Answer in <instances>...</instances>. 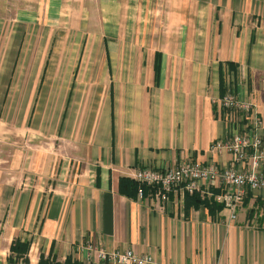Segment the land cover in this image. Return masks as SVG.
I'll return each instance as SVG.
<instances>
[{
    "label": "crops",
    "instance_id": "obj_1",
    "mask_svg": "<svg viewBox=\"0 0 264 264\" xmlns=\"http://www.w3.org/2000/svg\"><path fill=\"white\" fill-rule=\"evenodd\" d=\"M12 1L28 9L12 18L16 23L62 22V0ZM150 12L137 19L147 30L131 37L146 46L100 49L109 57L127 52L129 59L87 67L96 75L85 77L81 69L75 79L74 67L72 80L40 78L36 59L23 63V42L11 48L0 104L58 98L65 106L52 143L35 150L38 162L28 176L14 186L0 180V264H25L11 254L15 238L29 241L27 264H124L102 259L98 248L151 254L161 264H264V190L247 189L234 219L215 199L217 183L197 192L214 208L178 190L166 200L158 188L141 197L119 190L120 179L134 180L141 167L171 169L185 160L236 166L231 153L209 149L232 131L252 128L249 118L220 104L228 90L254 104L261 125L252 133L264 144V0H159ZM49 64L42 72L56 70ZM88 244L91 252L82 248Z\"/></svg>",
    "mask_w": 264,
    "mask_h": 264
},
{
    "label": "rangeland",
    "instance_id": "obj_2",
    "mask_svg": "<svg viewBox=\"0 0 264 264\" xmlns=\"http://www.w3.org/2000/svg\"><path fill=\"white\" fill-rule=\"evenodd\" d=\"M62 1L63 6L58 11L62 22L55 27H48L40 22L26 25L12 21L19 11L28 9L22 4H13L12 0H0V95L1 80L11 75L13 62L10 50L17 47V42L21 45L23 42L22 47L28 51L23 56L24 65L33 58L36 59L34 67H40L39 77L43 73V77L49 75L55 77V81L72 80L74 67H78L74 77L78 79L82 74L81 69L84 70L85 77L96 75L89 71L87 67L90 66L106 62L127 63V52L125 55L114 54L109 57L100 55V49L146 46L143 44L145 41L131 39L132 33L147 30L144 20L137 19H142L145 14L151 15L150 11L154 10L159 0H65L66 7L65 1ZM22 2L26 3L27 0ZM99 4L102 6L98 7ZM40 13L42 14L41 10ZM102 18L103 24L100 23ZM12 33L24 34L25 38L21 41L11 40ZM50 33H57V38L48 40L47 34ZM117 35L121 38L113 39ZM48 49L49 54L52 52L54 55L47 56ZM49 62V65H55L56 70L49 74L42 72L46 70ZM19 75H26L25 68H22ZM56 99L47 102L45 98L44 102L33 105L6 102L0 104V180L8 178L13 186L19 185L23 176H28L37 165L38 153L35 150L47 149L48 143H52L54 130H57L59 116L65 106L64 103L56 102Z\"/></svg>",
    "mask_w": 264,
    "mask_h": 264
},
{
    "label": "built area",
    "instance_id": "obj_3",
    "mask_svg": "<svg viewBox=\"0 0 264 264\" xmlns=\"http://www.w3.org/2000/svg\"><path fill=\"white\" fill-rule=\"evenodd\" d=\"M220 104L229 110L239 111L243 118L251 121V130L248 132L232 131L227 136L215 140L210 150L227 151L233 155L236 166L231 168H219L213 162H199L185 160L171 169H152L141 167L137 169L133 178L140 186L142 184L156 187L163 199H168V193L178 190L182 194L201 192L217 183L222 190L215 195L216 201L222 203L231 219L236 218V208L242 201L245 191L264 190V170L259 166L264 162V144L260 135L252 133L261 125V119L257 115L256 108L251 101L238 99L228 90L220 98ZM250 151V166L242 168V162ZM206 189V190H207ZM138 197L142 190L139 187ZM91 252L90 244L82 247ZM102 259L120 262L124 264H161L151 254H137L133 250L106 252L102 248L97 249Z\"/></svg>",
    "mask_w": 264,
    "mask_h": 264
},
{
    "label": "trees",
    "instance_id": "obj_4",
    "mask_svg": "<svg viewBox=\"0 0 264 264\" xmlns=\"http://www.w3.org/2000/svg\"><path fill=\"white\" fill-rule=\"evenodd\" d=\"M138 187L141 188V190H144L148 187H151V186H148V185H138L137 184V181H134L133 179H130V178H127V177H122L120 179V182H119V190L127 195H131L133 193H136L137 190H138ZM153 188H156V187H153ZM186 198L187 200H191L193 204H197L199 202H204L207 206H210V208H214L215 205H214V202L212 201L211 203H209L210 201L208 199H201L198 195L197 192H194V193H191V194H188L186 193ZM264 220V218H263ZM28 247H29V241L28 240H20L19 238H15L11 245H10V251H11V254L13 256H15L16 258H22L23 260V263L27 264L28 263V258H27V250H28ZM40 264V262H39ZM53 264H69L68 262H64V263H53Z\"/></svg>",
    "mask_w": 264,
    "mask_h": 264
}]
</instances>
